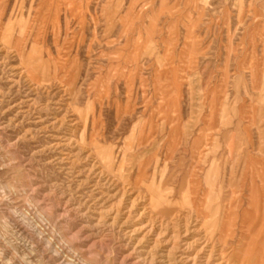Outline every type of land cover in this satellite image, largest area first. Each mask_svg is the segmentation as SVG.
<instances>
[{
    "label": "rangeland",
    "instance_id": "374dc122",
    "mask_svg": "<svg viewBox=\"0 0 264 264\" xmlns=\"http://www.w3.org/2000/svg\"><path fill=\"white\" fill-rule=\"evenodd\" d=\"M215 263L264 264V0H0V264Z\"/></svg>",
    "mask_w": 264,
    "mask_h": 264
},
{
    "label": "bare ground",
    "instance_id": "6f19581e",
    "mask_svg": "<svg viewBox=\"0 0 264 264\" xmlns=\"http://www.w3.org/2000/svg\"><path fill=\"white\" fill-rule=\"evenodd\" d=\"M188 221V220H187ZM206 241V240H205ZM205 243V242H204ZM154 244V243H153ZM187 245V244H186ZM208 245V244H207ZM187 246H189V244L187 245ZM186 247V246H185ZM203 247H205V246H203ZM211 247V246H210ZM189 249V248H188ZM198 251V250H197ZM204 252V251H203ZM206 254V253H205ZM213 254V253H212ZM206 255H208V254H206ZM182 256V255H181ZM213 257V256H212ZM188 258V257H187ZM206 258V257H205ZM207 259V258H206ZM76 260V259H75ZM210 260H212V259H210ZM191 261H193V259L191 260ZM194 262V261H193ZM78 263V262H77ZM216 264V263H215Z\"/></svg>",
    "mask_w": 264,
    "mask_h": 264
}]
</instances>
